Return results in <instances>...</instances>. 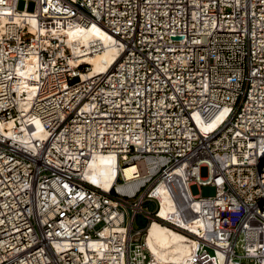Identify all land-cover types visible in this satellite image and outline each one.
Masks as SVG:
<instances>
[{"label":"built area","instance_id":"obj_1","mask_svg":"<svg viewBox=\"0 0 264 264\" xmlns=\"http://www.w3.org/2000/svg\"><path fill=\"white\" fill-rule=\"evenodd\" d=\"M79 1L0 0V264H154V221L208 247L215 264H264V0ZM54 17L99 25L122 46L115 64L99 75L73 66L63 37L29 21ZM96 156L118 161L109 190L86 177ZM129 164L147 178L133 194L116 184ZM161 182L189 205L194 230L158 216Z\"/></svg>","mask_w":264,"mask_h":264},{"label":"bare ground","instance_id":"obj_2","mask_svg":"<svg viewBox=\"0 0 264 264\" xmlns=\"http://www.w3.org/2000/svg\"><path fill=\"white\" fill-rule=\"evenodd\" d=\"M74 1L80 3L79 0ZM54 9L61 10L59 5H54ZM54 18L46 20L41 24L35 18H29V21L32 26L40 25L42 32L49 30L55 32L59 37H63L73 56L79 57V59L73 60V66L88 64L90 65V75H99L106 73L115 64L122 46L118 40L99 25L95 22H90L86 26H83L73 20ZM0 21L4 22L5 19ZM91 42L100 45L99 52L82 54L90 46ZM32 61L33 59L30 58L24 63L23 69L20 70L19 74L22 76V79H24V75L31 74L33 70ZM20 90L26 92L28 100L32 97L33 92L28 84H22ZM225 112L226 110H223L208 123L201 125L202 131L207 134L216 128L222 121ZM12 125L13 123L10 121L5 126L11 128ZM36 127L37 135L41 136V124L37 121ZM139 164L143 165L141 162ZM117 167L118 161L114 157L96 156L88 163L86 177L99 187L109 190L115 183L118 172ZM121 172L127 181L126 185L116 183L117 190L121 193L133 194L147 179L146 172H138L137 165H126L121 168ZM143 174L145 175L142 176ZM175 174V176H179L181 175V171L178 169ZM137 176L139 178L135 182L128 184L131 179ZM171 186L175 190L178 189L176 178L172 180ZM152 195L158 198L160 202L158 214L160 218L194 230V227L189 224L193 220L192 214L186 212L185 208L189 205H183V208H180L165 182H161L152 192ZM145 243L155 259L154 264H215L217 262L215 253L205 245L191 241L180 232L155 221L147 229Z\"/></svg>","mask_w":264,"mask_h":264},{"label":"rangeland","instance_id":"obj_3","mask_svg":"<svg viewBox=\"0 0 264 264\" xmlns=\"http://www.w3.org/2000/svg\"><path fill=\"white\" fill-rule=\"evenodd\" d=\"M23 5H24L23 1H19L17 8L19 10H22ZM33 8H34V4L32 2H28L26 11L32 12ZM199 173L202 178H205L207 176V169L203 167L200 169ZM189 190L191 195H201L202 197L214 196L215 194V189L210 186L199 187L196 185H191ZM143 208L146 209V211H148L151 214L156 211L155 203L150 201L144 202ZM146 226H147V220L143 216H137L135 218L134 230H143Z\"/></svg>","mask_w":264,"mask_h":264}]
</instances>
